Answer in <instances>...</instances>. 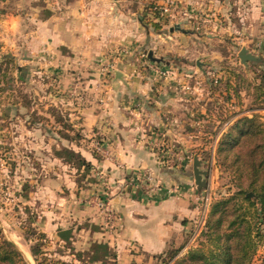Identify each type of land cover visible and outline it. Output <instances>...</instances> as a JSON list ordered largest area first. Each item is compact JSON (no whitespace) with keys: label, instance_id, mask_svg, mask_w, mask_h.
I'll use <instances>...</instances> for the list:
<instances>
[{"label":"crops","instance_id":"0c3cea01","mask_svg":"<svg viewBox=\"0 0 264 264\" xmlns=\"http://www.w3.org/2000/svg\"><path fill=\"white\" fill-rule=\"evenodd\" d=\"M170 3L174 25L213 24L243 46L264 38V0H0V62H14L13 82L19 83L26 65L58 74L64 93L78 90L69 118L79 139L69 148H79L91 172L83 185L73 183L68 198L60 176L45 185L53 204L43 200L41 221L34 225L64 255L72 250L90 264H156V257L185 247L194 236L200 212L190 153L197 87L183 46V58L174 59L182 64L178 69L172 61L150 59H157L154 51L162 43L147 29L157 23L150 6L162 10ZM144 47L151 50L146 62L137 57ZM210 68H202L205 77ZM115 72L121 73L118 80ZM38 131L29 122L16 133L12 129L16 148L20 133L26 148L39 147V136L42 148H51L49 135ZM147 174L158 189L144 188ZM100 201L116 216L112 224Z\"/></svg>","mask_w":264,"mask_h":264},{"label":"rangeland","instance_id":"374dc122","mask_svg":"<svg viewBox=\"0 0 264 264\" xmlns=\"http://www.w3.org/2000/svg\"><path fill=\"white\" fill-rule=\"evenodd\" d=\"M171 5L173 4L168 5V13H162L163 11L157 5L150 6L149 13L152 12L157 24L161 25V30H156L151 23L147 24V29L152 30L156 36L160 35V38H157L162 40L154 51L156 54L152 50L154 56L164 61L163 63L168 60L172 61V65L177 66L175 69L181 67L182 64L174 62V59L183 58L178 57V53L182 50V46L185 48L186 52L184 51L182 56L189 59L193 75L191 84L197 87V93H192L198 101L192 107L195 111V148H191L190 156L193 159L198 156L201 169L208 173V177L204 190L200 191L195 181L192 186L194 202L200 212L194 220L198 222L194 229L195 234L201 232V220L207 216L212 205L219 200L233 196L240 187L241 181L238 172L235 171L234 159L230 156L225 159V154L223 156L218 154L223 133L236 118L228 122L225 119L234 110L242 109L244 115L259 116L264 130V93L254 88L259 84L264 85V38L251 45L243 46L244 42L235 41L234 35L214 30L213 24L211 28L209 26L200 28L197 24L185 23L183 33L186 34L172 33L170 29L175 26L176 21L170 17V11L173 8ZM217 19L219 22L218 17L212 18L213 21ZM209 33L215 36L210 38L207 36ZM169 36H173V39H167ZM242 46L256 55L261 63L259 65L249 63L248 67H244L238 57ZM122 49L124 48H121L120 52ZM148 52H151L150 48L144 47L141 54L137 53V57L146 62ZM165 52H167L166 55H164ZM198 58H203L199 59L202 66H197L195 63ZM208 63L213 64V68H210V73L206 74L208 77H205L202 68ZM0 66L2 72L0 73L2 84L0 96L4 98V103L0 104V131H4L0 134V243L2 240H7L18 248L26 260L35 264L31 249L36 246L37 242L32 240L36 237L32 234V228L37 225L38 221H41L43 200L45 202L51 200L49 204H53L50 203L53 202V198L42 188H45V185L53 178L60 176L65 180L64 184L67 189H63V192L68 198L69 191L74 186L73 183L83 185L86 176L91 172L90 168L82 166L79 158L81 154L77 152L79 148H69L71 141L79 139V128L73 127L69 118V114L74 112L73 100L78 90L72 88L64 93L59 88L58 74H46L39 70L40 67L38 70L31 71L26 65H23L24 70L22 71L25 78L19 80L16 85L12 79V75L15 74L14 62L2 61ZM221 79L230 83L232 87H239V96H236L233 90L231 99L227 101L229 96L227 92L221 93L223 86L217 92L210 89V84ZM27 122L38 126L39 135L44 129L45 134L49 135L51 148H42V136H39V147L26 148L23 145L26 141L25 133L19 134V137L23 139H19L20 144L16 148L14 133L18 125L24 126ZM248 196L252 200L256 198L252 192L248 193ZM70 222L68 217L67 223ZM260 230L263 236L261 240L259 239L260 241H256L257 250L252 259L253 264H264V225H261ZM202 233L197 239L198 245L203 240ZM39 244L44 245L45 243L40 242ZM49 248L43 246L42 249L49 252L52 259L62 260L66 264H90L81 259L82 255L72 250L64 255V251L54 244H51ZM182 250L176 259L185 256ZM36 255H39L38 252ZM65 256L66 258H63ZM84 258L87 259L88 254H85ZM166 259V257H156V264H163Z\"/></svg>","mask_w":264,"mask_h":264},{"label":"trees","instance_id":"16d2710c","mask_svg":"<svg viewBox=\"0 0 264 264\" xmlns=\"http://www.w3.org/2000/svg\"><path fill=\"white\" fill-rule=\"evenodd\" d=\"M150 23L156 30H161V25L155 22ZM150 59L156 63L161 62L152 56ZM24 78L21 73L19 79L24 80ZM222 86L223 91L229 95L227 101L231 99L233 90L236 96H239V87H232L230 83L222 79L210 84V89L217 92L222 89ZM254 88L264 93V85L259 84ZM243 112L242 109L234 110L225 119L228 122L236 118L223 133V139L218 148L220 156L225 154V159L229 156L234 159L235 171L238 172L241 181L238 191L233 196L212 205L205 218L203 240L196 248L190 249L180 259L176 257L183 247L169 249L161 256L167 258L163 264H253L252 259L257 250L256 241L261 240L263 235L260 227L264 225V130L259 116H248ZM79 158L82 166L91 168L83 157L79 156ZM250 192L256 196V200L248 196ZM34 227L32 234L36 237L32 240L37 244L31 251L34 254L35 264H66L62 260L52 259L51 254L42 249L43 246L49 248L52 243L38 230V227ZM39 241L45 244H39ZM36 252L39 255H36ZM0 264L31 263L13 244L2 240Z\"/></svg>","mask_w":264,"mask_h":264},{"label":"water","instance_id":"95a60500","mask_svg":"<svg viewBox=\"0 0 264 264\" xmlns=\"http://www.w3.org/2000/svg\"><path fill=\"white\" fill-rule=\"evenodd\" d=\"M173 31L184 32V30L178 24L170 29V32H173ZM150 57H151V54H150ZM238 57H239L241 64H243L245 67H248L249 63L256 64V65H259L261 63L259 58L256 55L252 54L246 47H243L240 50ZM197 65L198 66L200 65L199 61H197ZM120 75H121L120 72H115V76L117 80L121 77ZM193 170H194L195 183L198 189L200 191L204 190L207 185L208 173L201 169V161L199 160L198 156H195L193 159Z\"/></svg>","mask_w":264,"mask_h":264},{"label":"built area","instance_id":"2783aa9c","mask_svg":"<svg viewBox=\"0 0 264 264\" xmlns=\"http://www.w3.org/2000/svg\"><path fill=\"white\" fill-rule=\"evenodd\" d=\"M162 13H168L169 12V8H164L162 9ZM126 51L125 50H121L120 54H124ZM156 72L158 74H163L160 70H156ZM160 186L158 184H156L151 176V174H147L145 176V185H144V188L146 190H155V189H158ZM172 193V192H171ZM178 195V193H176ZM99 206L105 211L106 213V218H107V221L110 222L111 224L115 221L116 219V216L114 215V213L108 209V206L106 204L105 201H100L99 202ZM206 218V217H205ZM205 218H203L201 220V226H202V229H201V232H203L204 230V224H205ZM200 233H195L193 238H191V240L188 242V244L185 246V248L182 250L183 252V255L187 254V252L192 249V248H196L198 246V237H200Z\"/></svg>","mask_w":264,"mask_h":264}]
</instances>
